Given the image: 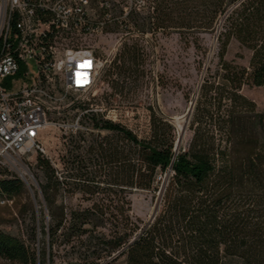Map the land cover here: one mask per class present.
I'll use <instances>...</instances> for the list:
<instances>
[{
    "label": "trees",
    "instance_id": "obj_1",
    "mask_svg": "<svg viewBox=\"0 0 264 264\" xmlns=\"http://www.w3.org/2000/svg\"><path fill=\"white\" fill-rule=\"evenodd\" d=\"M152 3L147 16L131 10L122 21L129 35L104 68L111 92L103 99L113 106L111 100L126 98L143 82L146 54L142 39L131 37L134 30L141 36L171 30L204 33L220 23L217 67L214 73L206 71L200 85L193 137L186 149L176 151L174 127L152 107L143 137L84 107L89 111L83 120L92 130L113 135L92 140L86 150L91 158L78 155L68 161L73 171L68 182L93 194L102 183L96 175L107 173L110 184L122 190L120 220L116 223L107 212L105 198H94L91 206L69 214L60 207L50 211V242L61 237L65 245L75 243L83 264H98L116 253L124 264H264V112L240 94L243 86L264 88V0ZM232 40L250 52L247 66L226 60ZM89 163L99 170L89 172ZM37 166L45 177L40 187L45 203L53 209L61 183L48 159L39 155ZM168 172L154 219L132 216V190L156 192L157 175ZM22 187L17 178L0 179V196H16ZM0 259L36 264L37 254L0 233Z\"/></svg>",
    "mask_w": 264,
    "mask_h": 264
},
{
    "label": "rangeland",
    "instance_id": "obj_2",
    "mask_svg": "<svg viewBox=\"0 0 264 264\" xmlns=\"http://www.w3.org/2000/svg\"><path fill=\"white\" fill-rule=\"evenodd\" d=\"M121 4L122 9L129 10L131 7L142 16H147L153 8L152 0H121ZM219 24L215 30L204 33L171 30L165 34L146 33L141 36L134 30L131 37L142 39L141 43L146 54L145 63L141 67L145 70L143 82L132 89L126 98L116 96L110 103L113 106L107 105L103 99L105 93L111 92L106 80H102L98 90L101 102L97 98L87 101L81 97L71 98L70 101L88 104V107L92 109L103 107L104 120L123 125L138 137L145 136L148 131V108L152 107L174 127L176 141L178 134H183L178 149H186L197 126L193 114L200 85L207 70L211 73L216 71ZM128 35V31L124 29L120 34H113L96 41L97 50L106 59V67L114 59L115 46L118 43L123 44ZM249 57L248 50L241 48L235 40L230 42L225 56L227 61L247 66ZM240 94L252 101L257 111L264 112L263 87L243 86ZM76 114V111H72L69 117ZM183 118L186 121H183L182 130L178 131L177 126ZM81 125L84 129L76 135L65 134L62 130L50 126L43 131L41 138L46 155L33 152L28 158L23 159L24 167H17L16 171L11 167L0 165V179L17 178L23 184L18 195L0 196V233L20 240L31 251L36 252V264H83L78 258L82 250L75 243L65 245L61 237H57L53 243L50 242L52 227L50 211H59L62 207L64 213L69 214L72 210L91 206L90 200L94 198H105L104 204L109 206L107 212L115 216L116 223L120 220L122 190L110 184L107 173L104 175L99 172L96 175L95 181L102 183L99 190H95L93 194H91L92 189L88 191L79 184L74 185L73 182H68L73 172L68 161L71 162L78 155L85 160L91 158L92 156L88 155L86 150L92 140L113 135L104 130H87L86 128L90 126L84 120H81ZM82 139L85 141L83 142ZM39 155L49 158L52 168L56 171L55 176L61 183L55 196L53 209L48 208L41 192L40 187L45 184V177L42 169L37 166ZM87 166L89 172L99 170V167H95L93 163ZM23 168L31 174V177H26L27 184L20 177L19 170ZM170 174L168 172L157 175L158 190L156 192L132 190L129 194L132 216L144 222L150 221L153 211L157 205L159 206V191ZM59 234L60 231L57 235ZM118 256L119 254L116 253L112 257L99 261L98 264H124L122 256ZM0 264L11 263L0 259Z\"/></svg>",
    "mask_w": 264,
    "mask_h": 264
},
{
    "label": "built area",
    "instance_id": "obj_3",
    "mask_svg": "<svg viewBox=\"0 0 264 264\" xmlns=\"http://www.w3.org/2000/svg\"><path fill=\"white\" fill-rule=\"evenodd\" d=\"M131 10L121 0H0V165L13 169L33 152L46 155L41 138L50 126L83 131L88 104L70 99L101 102L106 59L96 41L122 33ZM85 61L91 66L81 68ZM78 72L87 83L77 82Z\"/></svg>",
    "mask_w": 264,
    "mask_h": 264
},
{
    "label": "bare ground",
    "instance_id": "obj_4",
    "mask_svg": "<svg viewBox=\"0 0 264 264\" xmlns=\"http://www.w3.org/2000/svg\"><path fill=\"white\" fill-rule=\"evenodd\" d=\"M186 121L185 118H183V120L178 124L177 129L178 131L182 130V126H183V121ZM23 166V164L19 161H14L13 163V169L16 171L17 167ZM24 167V166H23ZM20 176L21 178H23L26 182V177H31V174L29 173V171L25 168H23L22 170H19ZM18 174V173H17ZM19 175V174H18ZM28 183V182H27Z\"/></svg>",
    "mask_w": 264,
    "mask_h": 264
},
{
    "label": "water",
    "instance_id": "obj_5",
    "mask_svg": "<svg viewBox=\"0 0 264 264\" xmlns=\"http://www.w3.org/2000/svg\"><path fill=\"white\" fill-rule=\"evenodd\" d=\"M182 135H183V134H178V138H177V141H176V143H175V150H176V151H177L178 146H179V144H180V142H181V140H182ZM23 182H24L25 184H27L24 180H23ZM157 208H158V205H157V207L155 208V210L153 211V213H152V215H151V217H150V221L154 219V217H155V215H156V212H157Z\"/></svg>",
    "mask_w": 264,
    "mask_h": 264
},
{
    "label": "snow or ice",
    "instance_id": "obj_6",
    "mask_svg": "<svg viewBox=\"0 0 264 264\" xmlns=\"http://www.w3.org/2000/svg\"><path fill=\"white\" fill-rule=\"evenodd\" d=\"M90 66H91L90 63L87 62V61H85L83 64L80 65L81 68H87V67H90ZM83 75L86 77V73H84ZM80 76H81V73L78 72L77 73V77H78V81L77 82L78 83H87L88 82L86 78L81 81L79 79Z\"/></svg>",
    "mask_w": 264,
    "mask_h": 264
}]
</instances>
